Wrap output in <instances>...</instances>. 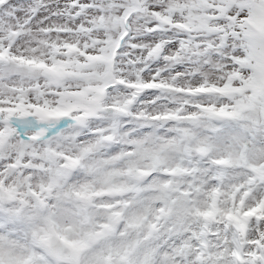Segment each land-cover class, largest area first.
Masks as SVG:
<instances>
[{
  "label": "snow or ice",
  "instance_id": "snow-or-ice-1",
  "mask_svg": "<svg viewBox=\"0 0 264 264\" xmlns=\"http://www.w3.org/2000/svg\"><path fill=\"white\" fill-rule=\"evenodd\" d=\"M0 264H264V0H0Z\"/></svg>",
  "mask_w": 264,
  "mask_h": 264
}]
</instances>
